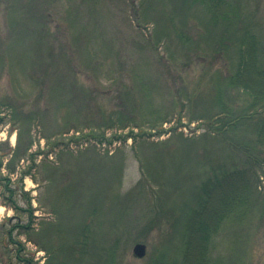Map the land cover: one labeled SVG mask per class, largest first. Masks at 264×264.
Returning <instances> with one entry per match:
<instances>
[{
  "label": "rangeland",
  "instance_id": "obj_1",
  "mask_svg": "<svg viewBox=\"0 0 264 264\" xmlns=\"http://www.w3.org/2000/svg\"><path fill=\"white\" fill-rule=\"evenodd\" d=\"M22 1L0 0V64L3 63L0 117L4 118L0 125V144L14 148L20 135V145L32 142L30 152L36 155L30 161L21 160L13 175L4 168L0 174L14 183H10L12 187L26 194L15 198L16 205L31 210L32 217L11 208L0 186V231L4 227L10 230L18 223L26 226L29 222L26 235H17L19 228H13L12 235L24 246V253L33 259V264L54 262L58 258L54 246L67 242L68 235H76L85 227L90 243L85 264H112L104 257V251L110 250L117 241L113 264H177L175 260H180L182 242L176 231L179 227L176 218L193 208V190L208 176L210 162L227 155L219 150L220 144L208 136L205 126L218 111L211 96L216 74L222 72L223 75L221 61L208 55L204 62L196 58L194 50L185 51L171 33L168 40L164 37L169 34L166 23L169 16L175 19L177 26L187 19L179 6L172 8L174 1L94 0L93 6L90 0H49L52 24L47 26L50 32L56 36L58 27L60 38L75 37L76 41L81 37L77 50H85L87 58H91L86 69L76 68L79 73L83 71L77 81L87 87L89 102L82 108H64L57 114L47 111L22 132L26 127L12 120L3 107L5 103L13 104L14 100L20 103V98L31 92V80L20 74L21 47L9 46L6 50L10 56L4 54L11 28L7 25L11 20L8 10ZM241 1L244 16L253 11L255 19L264 25V0ZM13 14L17 15L18 23L20 11L13 10ZM154 16L162 22L155 23ZM187 23L190 27L198 25L192 18L187 19ZM182 30L194 36L188 28L182 27ZM37 31L35 36L40 37L41 42L42 28ZM13 32L19 36L18 39L13 36L14 43L21 45V35ZM90 36L97 40L85 45ZM29 41L33 42V38L23 41L26 48ZM56 46L51 49L54 51ZM8 57H14L18 63ZM139 61L144 62L143 66L138 65ZM5 63L12 68L14 81ZM137 66L144 72L136 74L148 76L150 79L146 80L155 92L153 99L150 96L152 108L138 107L132 112L135 101H128L130 96L126 97L124 87L132 84L130 72L136 71ZM32 71L30 68L26 75L31 77ZM183 85L188 92L193 90L201 96L192 103L191 109L181 94ZM229 98L233 102L236 99L232 93ZM145 102L148 107V100ZM226 102L233 104L227 98ZM24 103L25 110L32 108L28 100ZM151 109L159 111L156 123L151 122ZM128 111L136 113V118L130 121ZM118 113H124L126 119H117ZM110 116L114 117L112 128H108V124L104 126ZM194 116L198 119L189 123L188 118ZM74 117L80 121L81 128L58 134ZM102 130L107 141L101 144L93 138L87 142L83 139L80 145L70 142L75 135H97ZM113 135L120 139H110ZM32 164L36 166L20 178L21 172ZM64 184L67 190L57 200ZM251 193L255 201L249 205L252 210L247 219L236 225L226 219L210 241L208 252L212 259L224 264L227 261L228 264H264V177ZM55 221L61 222V230L65 231L59 237L54 236L59 230L53 224ZM48 223H52L50 230L45 229ZM72 241L69 239L70 243ZM136 243L146 247L142 259L132 256ZM70 262L78 264L74 259Z\"/></svg>",
  "mask_w": 264,
  "mask_h": 264
},
{
  "label": "trees",
  "instance_id": "obj_2",
  "mask_svg": "<svg viewBox=\"0 0 264 264\" xmlns=\"http://www.w3.org/2000/svg\"><path fill=\"white\" fill-rule=\"evenodd\" d=\"M23 1L25 3H22ZM23 1L21 2L23 7L21 6L20 9L21 4L8 10L11 20L10 23L7 22V25L12 29L8 30L10 38L8 37L6 41L4 54L9 55L6 50L9 46L21 47L20 74L31 80V92L21 97L20 103L16 104L14 100L13 104L12 102L5 103L3 106L8 110V116L12 117V120L22 123L20 125L22 128L29 127L35 119L46 114L47 111L57 114L64 108L72 110L74 107H84L86 102H89L88 91L84 84L81 85L77 81L83 71L79 73L76 68L82 66L83 69H86L91 63V58H87L85 50H77L81 37L76 40L77 42L73 39L75 37L71 40L60 38L61 35L57 34V25H55L56 36L50 32L47 26L51 23L50 14H48L49 0ZM171 1H174L171 3L172 8H175V5L179 6L184 18L195 19L198 25L190 27L185 19L183 22H179L181 26H177L175 19L167 15L169 16L166 22L169 34L164 37H167L168 40V36L172 34L185 51L194 50L193 54L197 56L196 58L202 59L204 62H207L206 56L208 55H211L212 59L217 57L221 61L219 66L223 75H221L222 72L216 74L212 83L211 96L218 111L206 121L205 126L208 136L210 135L220 144L219 150L227 153L224 158L221 156V159H217L214 163L210 162L208 176L193 190V208L176 218V222L179 221L180 229L178 227L176 231L182 242V252L180 260L177 259L175 262L177 264H224L209 256V243L218 234L221 224L226 219H231L235 225L247 219L248 212L252 210L249 205L255 201L251 190L253 192L260 178L264 177V25L255 19L253 11L247 12V16H244V4L241 0ZM90 2L94 6V0H90ZM13 10H19L21 13L18 23L17 15L13 14ZM142 10L145 12L144 9ZM152 19H155V23L162 22V19L157 16ZM38 26L42 28L41 42H39L40 37L35 36L37 30L40 29ZM182 27L183 29L188 28L190 33L194 32V36L186 35ZM13 31L21 35L23 39L20 41L21 45L14 43L13 36L17 39L19 36L13 35ZM30 37L33 38V42L29 41L30 45L26 48L23 41H27ZM93 39L97 40L93 36L87 37L84 44H94ZM54 45L57 46L53 51L51 48ZM45 47L49 49L46 50ZM1 52L3 53V51ZM8 58L10 61H14L13 63H18L14 57ZM138 63L143 66L144 62L139 61ZM2 65L3 63L0 64V70ZM8 67L10 78L12 77L14 81L12 68L7 65ZM30 68L33 70L31 77L26 75V71ZM135 69L136 71L130 72L132 84H126L124 87L126 97L130 96L128 101L131 99L135 101L132 112L137 111L138 107L140 109L152 108L150 96L153 99L152 93L155 92V88L151 87L146 80V78L150 79L148 76L145 78L144 74L141 77L136 74V72L142 71V67L137 66ZM182 93L190 109L192 103L201 97L193 90L188 92L185 85L181 88ZM230 93L236 98L234 102L229 98ZM226 98L233 104L228 105ZM24 100H28V103L31 104L30 110L23 108ZM145 100L149 102L148 107ZM132 112L128 111L130 121L136 118V113L132 114ZM149 116L152 118V123L159 121V111L151 109ZM124 117H126L124 113H118L116 118ZM164 119H161L160 122ZM196 119L198 118L195 116L188 118L189 123ZM3 120L4 118L0 117V125ZM113 121L114 117L110 116L104 126L108 124V128L114 127ZM68 123L62 126L58 134H65L70 129L81 128L77 117H74L73 120L69 119ZM27 127L23 128L22 132H25L24 129ZM89 138L96 139L100 144L107 141L102 130L97 135L93 133L75 135L70 138V142L74 141L80 145L83 139L86 141ZM110 139L120 138L113 135ZM20 143L21 136L18 135L14 148L0 144V172L4 168L9 175H13L21 160L30 161L36 155L30 152L32 142L24 143V145H20ZM35 166L32 164L27 170L21 172L20 178L28 175L30 169ZM10 181L8 177L0 174V186L3 194L11 202V208L28 213L31 218V210L18 208L16 205L15 198L17 196L25 197L26 194L16 186L12 187ZM66 190L67 185L64 184L57 194V200L63 197ZM57 222L53 223L59 227L55 237L65 233L61 230V222ZM51 224H46L45 229L50 230ZM29 227V222L26 226L19 223L13 226L14 229H21V231L17 230V235H26L25 230ZM4 228L0 231V263L33 264V259L24 253V246L14 239L13 228L10 230ZM45 229L43 227V230ZM87 229L85 227L81 231L79 230L76 235H68L67 242L54 246L58 258L50 264H70L71 259L78 261V264H85L86 250L90 245L87 240L89 238ZM69 239L73 240L72 243L69 242ZM118 245V241L114 242L110 250L104 251V257L110 259L112 264ZM231 260L233 261V259ZM47 264L49 263L47 262Z\"/></svg>",
  "mask_w": 264,
  "mask_h": 264
},
{
  "label": "water",
  "instance_id": "obj_3",
  "mask_svg": "<svg viewBox=\"0 0 264 264\" xmlns=\"http://www.w3.org/2000/svg\"><path fill=\"white\" fill-rule=\"evenodd\" d=\"M146 254V247L143 244L136 243L132 248V256L136 259H142Z\"/></svg>",
  "mask_w": 264,
  "mask_h": 264
}]
</instances>
